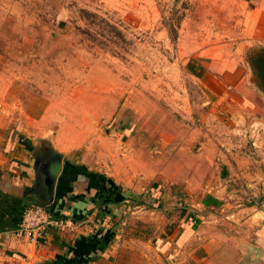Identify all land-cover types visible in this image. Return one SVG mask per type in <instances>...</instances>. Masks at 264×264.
Returning <instances> with one entry per match:
<instances>
[{"label": "rangeland", "instance_id": "374dc122", "mask_svg": "<svg viewBox=\"0 0 264 264\" xmlns=\"http://www.w3.org/2000/svg\"><path fill=\"white\" fill-rule=\"evenodd\" d=\"M47 151L111 264H264V0H0V157Z\"/></svg>", "mask_w": 264, "mask_h": 264}, {"label": "crops", "instance_id": "0c3cea01", "mask_svg": "<svg viewBox=\"0 0 264 264\" xmlns=\"http://www.w3.org/2000/svg\"><path fill=\"white\" fill-rule=\"evenodd\" d=\"M23 145L27 152L34 147L28 142ZM56 158L50 151L31 159L0 157V264L112 263L102 235L106 226L101 223L102 213L110 207L105 179L62 160L54 172ZM219 200L209 193L204 203L216 206ZM30 203L48 204L78 225L66 231L49 228L36 243L18 237L13 227Z\"/></svg>", "mask_w": 264, "mask_h": 264}, {"label": "built area", "instance_id": "2783aa9c", "mask_svg": "<svg viewBox=\"0 0 264 264\" xmlns=\"http://www.w3.org/2000/svg\"><path fill=\"white\" fill-rule=\"evenodd\" d=\"M77 225V221L55 213L49 206L30 203L23 207L13 231L18 237L36 243L49 228L66 231L74 230Z\"/></svg>", "mask_w": 264, "mask_h": 264}, {"label": "water", "instance_id": "95a60500", "mask_svg": "<svg viewBox=\"0 0 264 264\" xmlns=\"http://www.w3.org/2000/svg\"><path fill=\"white\" fill-rule=\"evenodd\" d=\"M56 160H57V163H55L54 165H53V167H52V170L55 172L56 170H57V168H58V166H59V162L58 161H60L58 158H56ZM41 205H43V206H47L48 204H41Z\"/></svg>", "mask_w": 264, "mask_h": 264}, {"label": "trees", "instance_id": "16d2710c", "mask_svg": "<svg viewBox=\"0 0 264 264\" xmlns=\"http://www.w3.org/2000/svg\"><path fill=\"white\" fill-rule=\"evenodd\" d=\"M207 200H211V198H208Z\"/></svg>", "mask_w": 264, "mask_h": 264}]
</instances>
